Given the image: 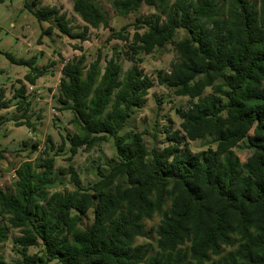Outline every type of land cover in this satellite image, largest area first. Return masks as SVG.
<instances>
[{
  "label": "trees",
  "instance_id": "obj_1",
  "mask_svg": "<svg viewBox=\"0 0 264 264\" xmlns=\"http://www.w3.org/2000/svg\"><path fill=\"white\" fill-rule=\"evenodd\" d=\"M36 4L24 0L23 7L39 22L53 20L71 39L84 41L89 28L109 26L91 0H72L84 23L80 31L56 7ZM142 4L155 13L108 37L126 44L129 68L122 70L120 55L103 67L100 57L85 64L80 55L60 69L57 101L77 130L67 137L69 156L112 140L108 169L98 168V178L86 184L71 165L55 171L48 139L43 159L15 169L14 191L0 188V244L10 229L18 231L12 244L19 264H264V0H112L119 15ZM180 31L184 36L176 39ZM168 44L176 56L156 81L190 101L176 109L179 129H164L168 144L148 149L143 132H120L153 86L139 67L141 55ZM0 53L27 68L12 96L23 113L11 120L31 129L27 85L49 66ZM10 106L0 85V109ZM205 136L213 137L214 149L192 153L183 146ZM243 140L250 154L241 162L233 148ZM62 174L69 175L71 190L55 189ZM155 215L154 244H137ZM30 247L39 251L28 254ZM0 264L10 263L0 255Z\"/></svg>",
  "mask_w": 264,
  "mask_h": 264
},
{
  "label": "rangeland",
  "instance_id": "obj_2",
  "mask_svg": "<svg viewBox=\"0 0 264 264\" xmlns=\"http://www.w3.org/2000/svg\"><path fill=\"white\" fill-rule=\"evenodd\" d=\"M30 2L31 0H27ZM24 0H4L0 3V51L8 52L19 58L35 57L38 65L49 66L48 72L37 79L34 86L27 85L26 95L31 101L30 108L25 113L29 117L33 128L26 125L17 126L11 120L13 116L21 115L22 109H17L12 98L15 88L19 86L17 80H23L27 68L22 65L12 64L2 53H0V85L5 88V95L10 99L11 106L8 109H0V188L8 193L14 191L15 169L25 161H39L43 159L44 147L48 139L54 145V150L49 155L54 156V170H64L71 165L77 172L83 184L95 181L97 169L106 170L108 164L115 156V148L112 140L100 142L90 149L80 148L74 156H69L68 135L75 132L76 126L70 123L72 114L70 110L63 109L57 101L60 69L64 61L80 55H84L85 64L100 57V67L112 56L120 55L119 62L122 70L130 67L131 62L125 59L124 51L126 44L120 40H108L112 30L134 23L137 19L151 17L155 9L142 4L139 9L128 15H119L114 11L112 0H91L105 14L109 26H100L96 29L89 28L87 38L82 41L71 39L63 35L53 20L50 22H39L30 12L23 7ZM34 8L40 6H52L64 13L70 26L74 31H80L84 23L73 12L72 0H36ZM53 25L48 33L43 31L49 25ZM133 27H128L130 34ZM141 31V30H140ZM184 36V31L178 32L176 39ZM173 46L168 44L150 54H142V62L139 67L153 80V86L148 90L146 102L143 107L136 109L125 123L120 135L130 136L134 131L143 132V140L148 149H162L168 144L164 129L171 126L172 130L179 129L180 118L176 109L187 107L190 99L188 97L176 96L172 90L165 85H159L156 81L158 71L166 73L170 69L171 62L175 59ZM210 93V89L205 94ZM8 119V120H6ZM26 141L27 146L22 142ZM37 144V149L31 152L32 143ZM64 143V144H63ZM62 145L63 150H59ZM190 152L195 153L209 148L214 149L213 137L205 136L197 140H187L183 145ZM234 154L241 162L245 161L250 154L245 140L241 141L235 148ZM62 184L55 187L56 190H71L73 185L69 181L68 174L59 175ZM91 219L87 215L86 222ZM159 221L155 215L151 220L145 221L146 237L138 238L137 244H154V227ZM19 235L17 230L10 229L8 238L0 244V255L10 264H19L20 255L16 253L12 239ZM39 251V247H30L28 254ZM53 264V263H49Z\"/></svg>",
  "mask_w": 264,
  "mask_h": 264
}]
</instances>
